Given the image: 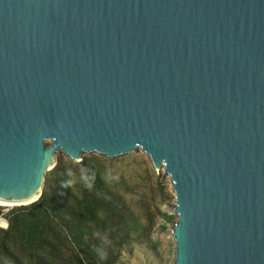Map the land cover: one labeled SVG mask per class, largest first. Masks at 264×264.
Wrapping results in <instances>:
<instances>
[{
	"label": "water",
	"instance_id": "95a60500",
	"mask_svg": "<svg viewBox=\"0 0 264 264\" xmlns=\"http://www.w3.org/2000/svg\"><path fill=\"white\" fill-rule=\"evenodd\" d=\"M137 150L172 183L173 264H264V0H0V202L60 154Z\"/></svg>",
	"mask_w": 264,
	"mask_h": 264
},
{
	"label": "trees",
	"instance_id": "16d2710c",
	"mask_svg": "<svg viewBox=\"0 0 264 264\" xmlns=\"http://www.w3.org/2000/svg\"><path fill=\"white\" fill-rule=\"evenodd\" d=\"M4 210L0 264H122L124 248L145 232L97 157L73 165L59 156L38 201Z\"/></svg>",
	"mask_w": 264,
	"mask_h": 264
},
{
	"label": "rangeland",
	"instance_id": "374dc122",
	"mask_svg": "<svg viewBox=\"0 0 264 264\" xmlns=\"http://www.w3.org/2000/svg\"><path fill=\"white\" fill-rule=\"evenodd\" d=\"M65 160L73 165L78 163ZM97 157L105 168V177L117 190L124 193L128 206L144 226V236L124 248L122 264H173L174 242L172 228L176 220L173 207L175 196L172 183L162 170L156 171L149 158L140 150L119 156L112 160L95 154L84 158ZM78 174V170H75ZM124 181L116 185V180ZM7 211L11 207H5ZM0 218V227L5 223Z\"/></svg>",
	"mask_w": 264,
	"mask_h": 264
},
{
	"label": "bare ground",
	"instance_id": "6f19581e",
	"mask_svg": "<svg viewBox=\"0 0 264 264\" xmlns=\"http://www.w3.org/2000/svg\"><path fill=\"white\" fill-rule=\"evenodd\" d=\"M0 206H11V205L0 202Z\"/></svg>",
	"mask_w": 264,
	"mask_h": 264
}]
</instances>
